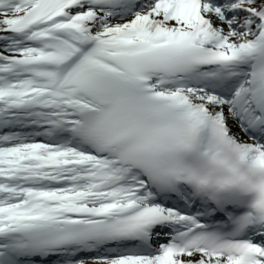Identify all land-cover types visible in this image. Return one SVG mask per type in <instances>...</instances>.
<instances>
[{
  "label": "snow or ice",
  "instance_id": "6c2138e0",
  "mask_svg": "<svg viewBox=\"0 0 264 264\" xmlns=\"http://www.w3.org/2000/svg\"><path fill=\"white\" fill-rule=\"evenodd\" d=\"M0 264H264V0H0Z\"/></svg>",
  "mask_w": 264,
  "mask_h": 264
}]
</instances>
